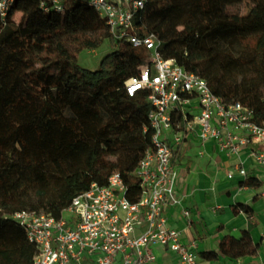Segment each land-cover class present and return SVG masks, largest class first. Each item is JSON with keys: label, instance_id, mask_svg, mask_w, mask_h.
<instances>
[{"label": "trees", "instance_id": "trees-1", "mask_svg": "<svg viewBox=\"0 0 264 264\" xmlns=\"http://www.w3.org/2000/svg\"><path fill=\"white\" fill-rule=\"evenodd\" d=\"M41 2L16 0L0 15V264H33L37 254L11 218L19 211L60 217L115 174L126 198L138 201L134 173L153 146L148 93L130 97L125 87L146 51L115 40L84 0H65L61 15ZM136 26L139 36L157 37L165 59L177 58L225 103L241 102L264 121V0H147ZM105 43L111 50L96 69L79 64L81 53ZM263 184L248 177L240 186ZM233 211L251 208L237 203ZM258 251L244 231L199 255L239 261Z\"/></svg>", "mask_w": 264, "mask_h": 264}, {"label": "built area", "instance_id": "built-area-1", "mask_svg": "<svg viewBox=\"0 0 264 264\" xmlns=\"http://www.w3.org/2000/svg\"><path fill=\"white\" fill-rule=\"evenodd\" d=\"M15 1L0 0L3 19ZM84 1L106 22L115 40L144 49L148 55L138 76L125 83L130 97L147 92L152 109L153 146L134 173L140 181V197L129 201L122 178L115 174L106 186L93 183L60 217L24 210L11 218L37 249L33 264H155L158 247L175 254L180 264H198L195 244L184 241L183 231L172 226L166 214L169 207L182 209L176 191L177 154L196 133L202 146L212 142L229 158L239 160L229 179L248 178L241 161L247 148L252 149L250 157L264 177V121L241 102L225 103L207 80L177 58L165 59L155 35H138L136 19L147 0ZM41 7L61 15L65 0H42ZM260 196L264 200V184ZM181 213L189 222L190 212Z\"/></svg>", "mask_w": 264, "mask_h": 264}, {"label": "crops", "instance_id": "crops-1", "mask_svg": "<svg viewBox=\"0 0 264 264\" xmlns=\"http://www.w3.org/2000/svg\"><path fill=\"white\" fill-rule=\"evenodd\" d=\"M251 148L241 155L243 167L248 177H254L264 183V177L250 157ZM179 179L177 195L181 199L182 209L169 207L166 214L169 223L183 231L186 243H194L198 253V264H264V200L260 189L241 187L244 180L238 175L232 179L238 159L229 158L209 142L202 146L196 133H193L177 154ZM241 203L251 208L249 215L236 214L233 207ZM190 212L189 222L182 216V210ZM249 231L254 244L259 245L258 256L239 261L219 258L207 261L199 253L215 251L221 239L226 235L240 237ZM155 264H180L178 257L162 247L155 249Z\"/></svg>", "mask_w": 264, "mask_h": 264}, {"label": "rangeland", "instance_id": "rangeland-1", "mask_svg": "<svg viewBox=\"0 0 264 264\" xmlns=\"http://www.w3.org/2000/svg\"><path fill=\"white\" fill-rule=\"evenodd\" d=\"M242 11L245 13L247 11L246 7H242ZM24 17L29 19L30 15L27 14ZM20 18L21 15H18L17 19ZM110 50L108 43H105L100 49L85 51L79 56V64L84 68L94 70L98 67L101 58Z\"/></svg>", "mask_w": 264, "mask_h": 264}]
</instances>
